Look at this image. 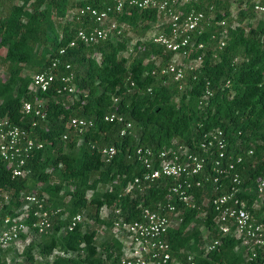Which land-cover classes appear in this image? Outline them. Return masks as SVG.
<instances>
[{
    "label": "trees",
    "instance_id": "trees-1",
    "mask_svg": "<svg viewBox=\"0 0 264 264\" xmlns=\"http://www.w3.org/2000/svg\"><path fill=\"white\" fill-rule=\"evenodd\" d=\"M228 1L234 0L214 1L215 18H227L230 25L225 7ZM238 1L239 27H228L229 37L221 51L210 40V31L199 38L204 50L193 49L189 59L203 54V61L187 75L185 90L180 92L176 83L164 82L168 79L157 73L172 54L144 39L156 21L154 12L133 10L119 17V22L127 23L137 33L131 49L136 55L132 58L121 56L128 48V40L122 38L89 46L79 44L60 58L59 50L68 46L81 26L65 20L67 11L75 7L70 0H0V51H4L2 60L9 75L0 81V118L6 117L23 128L36 121L32 135L43 143V149L27 161L30 173L24 178L13 177L0 159V225L5 217H14L22 210L23 197L28 194H35L46 209L61 210L50 233L24 248L23 261L11 264H115L124 254L121 241L109 233L98 245L96 231L84 229L82 223L69 230L70 218L86 212L90 222L109 230L111 222L101 218L104 208L111 216L113 209L120 207L127 220H137L142 208L156 210L167 202L183 210L182 222L165 236L172 257L179 258L180 264L264 262V254L250 261L236 239L221 235L214 226L212 209L184 208L170 198L171 179L160 180L142 197L123 192L127 183L143 172L141 165L130 158L137 147L159 151L176 144L198 152L204 134L221 130L228 155L240 153L244 160L239 171L241 182L235 186L240 189L238 196L248 206L255 200V187L264 172V18L256 26L240 25L253 12L250 0ZM109 3L93 0L78 7L90 4L99 8ZM56 58L71 64L76 93L56 94L50 89L34 94L30 90L32 77L23 75V70H47ZM227 81L229 86L225 87ZM206 82L214 94L208 104L200 106ZM114 98L118 99L116 104ZM35 99L45 101L44 120L21 113L22 103ZM111 112L131 123L125 136H119L121 125L103 121ZM71 118L92 119L94 126L78 134L67 126ZM63 134L68 136L65 141ZM106 146L117 150L110 163L101 153ZM248 150L253 151L251 156L246 154ZM210 168L209 161L205 173L212 176ZM34 186H40V191H34ZM229 187L228 179L223 180L219 193ZM212 188L208 184L195 191L197 206L204 196H211ZM250 211L258 217L264 213V204L261 211ZM202 227L208 238L203 236ZM215 241L218 245L208 250ZM10 247L0 250V264H7L4 253ZM35 254L42 260L37 261Z\"/></svg>",
    "mask_w": 264,
    "mask_h": 264
},
{
    "label": "built area",
    "instance_id": "built-area-1",
    "mask_svg": "<svg viewBox=\"0 0 264 264\" xmlns=\"http://www.w3.org/2000/svg\"><path fill=\"white\" fill-rule=\"evenodd\" d=\"M214 1L110 0L109 4L99 8L86 4L71 9L67 11L65 20L68 23H80L81 26L74 32V38L68 46L59 50L58 56L63 57L68 49H73L79 44L96 45L111 38H120L129 29L127 23L118 21L122 14H129L133 10L154 12L155 32L153 34L147 32L150 36L149 41L172 54V58L160 66L157 73L162 78L176 83L178 91L182 92L186 87L187 75L195 72L203 61V54L189 59L193 49L204 50L205 45L199 38L206 31H210V40L215 42V49L221 51L225 48L229 37L228 27L231 30L239 27V24L235 22L236 15L229 13L230 25L227 23V18L220 20L215 18ZM249 3L253 14L263 19L264 0H250ZM74 78L71 64L56 58L49 69L32 76L30 90L34 94H45L50 89H53L56 94H74ZM192 79L195 77L193 76ZM224 86L228 87L229 82L227 81ZM213 94L211 84L206 82L199 105L208 104ZM44 102L43 99H35L33 102L25 101L22 103L21 113L24 116H34L44 120L46 116ZM117 102L118 99L114 98L113 103ZM103 121L121 125L120 137L129 133L132 127L130 122L116 112L106 114ZM35 126L36 121H32L29 128H23L13 124L6 117L0 118V159L7 165L13 177H26L30 173L26 167L27 161L37 151L43 149V143L32 135L31 129ZM67 126L81 134L93 128L94 120L71 118ZM67 139V134H63L62 140ZM101 153L106 163H110L117 150L114 146H106L101 149ZM246 154L251 156L253 151L248 150ZM130 158L141 165L143 172L141 176L127 183L123 190L125 195L133 198L142 197L160 180L171 179L170 198L179 202L184 208L212 209L214 226L221 235H229L236 239L250 261L264 254V213L256 217L250 211L251 209L256 212L262 210L264 172L255 187L256 198L248 206L247 201L238 196L240 189L235 187L241 182L239 171L243 169L242 154L228 155L227 141L221 130L204 134L199 142L198 152L176 144L159 151L137 147ZM209 161L212 176L205 173V166ZM226 179L230 182V187L228 191L219 193L223 180ZM208 184L213 187L211 196H204L201 205L197 206L195 191L202 190ZM23 201L24 206L16 216H8L2 220L0 250L31 234L47 235L61 213L60 209H46L35 194L24 196ZM202 213L204 216L205 211ZM106 219L111 222L112 234L121 241L123 246L126 245L124 256L120 257L115 264H171L173 258L165 236L170 228L182 222V209L167 202L156 210L144 207L137 220H127L121 208L115 207L111 216L108 213ZM84 220L85 217L82 214H75L70 218L67 228L72 230ZM120 236L124 238L123 242ZM216 245L218 241L213 242L208 250L214 249ZM191 259L188 257L189 261Z\"/></svg>",
    "mask_w": 264,
    "mask_h": 264
},
{
    "label": "rangeland",
    "instance_id": "rangeland-1",
    "mask_svg": "<svg viewBox=\"0 0 264 264\" xmlns=\"http://www.w3.org/2000/svg\"><path fill=\"white\" fill-rule=\"evenodd\" d=\"M92 1L93 0H70V5L73 4V6H75V7H73V9H75V8H78V5L81 4V3H87V2L88 3L89 2L91 3ZM238 2H239L238 0H234V1H228L225 4V7L227 6V10L229 11V13L231 15H233V16L236 15V17H237V12H238V10L240 8V5L238 4ZM242 6L243 5H241V8H242ZM260 20H262V17L255 16L254 14H252V17L245 18V20L243 21V23H241L240 25L246 26V24L249 23L252 26H256L259 23ZM57 22L58 21H56V23ZM235 22L238 23V20L236 19ZM154 25H155V23L150 27V29L147 32H150V34H153L155 32ZM120 38L128 40V48H127L126 52H123L122 53L121 56H123V57H129V58H132L133 56H135L136 53L134 51L133 52L130 51L132 49V47H133L134 41L137 38V33H135V30L133 28L129 27V29L127 31H125ZM144 39L146 41H149L150 36L148 35V33H146V35L144 36ZM3 54H4V51H0V81H2V82L5 81L9 77L8 70H7V65L2 60ZM93 56L94 57H97L96 55H93ZM240 58H242V57L241 56L238 57V60ZM22 74L23 75H26V76H29V77H32L35 74V71L25 68L23 70ZM166 82L169 83L170 80H166ZM76 91H77V88L75 86V93H76ZM71 134H73V133H71ZM55 182H58V181L55 179ZM33 190L34 191L35 190L40 191V186H34L33 187ZM99 190L101 191V189H99ZM90 195H91V193H89V196ZM108 213H109V210L102 209V211H101V218L102 219H106V216H107ZM82 215L85 217V220L82 223L83 228L86 229V230H95L96 231V233H97L96 242H97L98 245H100L104 241V239L106 238V236L109 233L112 234L111 229L107 230L101 224H96V223L90 222L89 218L86 215V212L85 213L83 212ZM201 230L203 232V236L205 238H208L207 237L208 236V232L203 227L201 228ZM119 238L122 240V242L124 241V238L122 236H120ZM39 239H40V236L31 234L27 238L22 239V240H19L18 242L12 244L11 247H10V250L9 251H6L4 253L7 264H11L15 260H17V261H23L24 260V257L22 255V252H23L24 248L28 244H30L32 242H35V243L38 242ZM124 246H126V245H124ZM123 256H124V254H123ZM35 257H36V260L37 261H41L42 260L36 254H35ZM172 258H173V260H172L171 264H180V259L179 258H177L176 256H173Z\"/></svg>",
    "mask_w": 264,
    "mask_h": 264
}]
</instances>
